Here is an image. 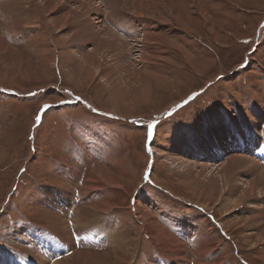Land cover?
<instances>
[{
    "label": "rangeland",
    "instance_id": "374dc122",
    "mask_svg": "<svg viewBox=\"0 0 264 264\" xmlns=\"http://www.w3.org/2000/svg\"><path fill=\"white\" fill-rule=\"evenodd\" d=\"M223 2L200 0L209 13L203 17L190 0H176L172 15L179 17L158 26L128 8L126 0H93L91 8L102 9L98 15H104L99 21L102 32L119 36L118 49L124 55L121 65L116 51L105 50L110 61L104 66L116 73L109 78L97 62L77 63L86 62L97 43L90 38L66 41L75 35L74 24H51V29L38 24L25 3L18 24L23 30L16 31L11 27L18 23L16 12L5 10L0 35L18 54L0 59V71L8 68L13 78L0 83L1 250L11 251L12 258L33 256L35 236L28 237L26 229L50 230L49 222L59 216L68 235L76 236L73 211H62L49 199L57 191L64 207L108 205L99 219L134 230L135 252L127 257L128 264L178 262L182 254L189 264H264V244L253 247L260 228L251 224L262 198L258 190L254 198L234 206L240 191L231 188L224 193L227 208L219 193L208 198L220 172L210 176V169H219L231 155H248L264 167V38L260 41L257 34L260 29L264 33V0H232L234 8ZM91 8L88 16L95 12ZM57 15L41 13L46 20ZM188 19L194 31L184 29ZM10 20L9 26L5 22ZM144 31L178 41L187 31L191 41L185 49L192 60L179 50L160 53V42L147 44L146 56L137 57L142 55L131 46L141 42L132 38ZM46 51V71L41 72L43 60L36 52ZM67 53L73 67L64 66ZM150 56L157 59L149 64ZM231 126L237 133L228 131ZM256 136L263 141L254 142ZM235 147L241 151L233 153ZM186 162L194 171L202 163L208 169L191 179ZM250 167L235 175L241 185L255 177ZM97 168L109 177L97 178ZM107 180L120 186L102 187L101 181ZM192 183L195 191L206 193L207 199L201 200L207 204L185 191ZM159 232L166 235L165 242L154 238ZM44 243L54 245L47 239ZM81 248L100 254L105 264H123L117 257L124 253L104 241ZM207 248L204 259L200 253ZM45 258L53 263L51 254Z\"/></svg>",
    "mask_w": 264,
    "mask_h": 264
},
{
    "label": "bare ground",
    "instance_id": "6f19581e",
    "mask_svg": "<svg viewBox=\"0 0 264 264\" xmlns=\"http://www.w3.org/2000/svg\"><path fill=\"white\" fill-rule=\"evenodd\" d=\"M5 1L6 0H0V25L4 24L3 17H4L5 10H9V12L10 11L16 12V15H17L18 23L15 26H11L13 30H16V31L23 30L21 26H18V24L20 23L19 21H21V17L25 16V12L27 10V8L22 10V5L24 6V4L27 3V5H29V7L32 8L34 12L36 13V22L38 24L43 23L47 25V27L50 29H51L50 27L51 24H54V25L56 24L60 26L74 24L76 28V31H75L76 36L72 35L66 41L72 42V40H75V38H77V40H81V39L87 40L88 38H90L94 40L95 43H97L96 45L97 47L90 52L91 54H88L86 57H84V60L86 62H77L78 64H87V63L95 64L97 62L98 66L100 67L102 65L104 66L105 64L107 65L108 63L107 61L109 59L107 60L106 58L105 50L106 51L109 50L110 53L112 51H116L117 52L116 56H117L119 63H122L121 65L125 64L121 62V60H123L124 55L118 49L120 45L119 44L120 39L118 40L119 36L110 31L107 33L102 32L103 26L101 25L99 26V24H101V22L99 21H101V18L104 15L103 16L102 14L101 16L98 15L100 14L99 11H101L102 9L93 10V8H91L90 5H94V4H91L93 0H78L80 1V3H78L80 5L78 7L76 6L77 8L71 7L72 3H74L75 0H34L35 4H31L30 0H12L7 3H5ZM190 1L192 2V4L196 6L195 10H199V12L202 13V14L200 13L201 16L203 17L209 16L208 9H205L201 5L200 0H190ZM231 1L232 0H224L222 4L227 5L228 7L234 8L233 5L230 4ZM126 4H127V7L133 9V11H135V13L138 16L142 18L146 16L145 18L148 17L158 23L159 22L163 24L169 23V22L172 23L179 17L178 14L175 16L172 15L175 12L174 9L176 6V0H126ZM89 6L92 9V11H95L91 13V16L95 15L93 19H91V16H88L89 14L88 10L90 9ZM99 6L100 8H102V6L100 5V2H99ZM216 7H217L216 5H212V9L214 11H217ZM41 13H49V14L57 13L58 15L51 20H46V18H43L41 16ZM82 14H85V15H82ZM10 22L12 21L10 20L5 23L9 25ZM190 22H191L190 19H188V21H184V24L186 25L184 26V29L194 31L193 26H191ZM160 23L158 24V26H160ZM95 24H98V26H96ZM173 24H176V23H173ZM205 27L209 28L208 23L207 24L205 23ZM140 30L143 31V29H140ZM209 30L212 31L210 28ZM185 32H184L185 35H182L179 41L163 37L155 32H150V31L149 32L144 31V33L142 34L137 33V35L133 36L132 39H134L133 40L134 42L135 41L141 42V45H137L133 43L131 46L132 47L131 51H133L134 53H137L138 55L140 53V55L142 56H137V57L144 58L146 56L147 44H153V43L158 44L160 42L159 44L164 45V46H160V51H159L160 53L167 52V51L168 53H172L171 50H179L184 57L192 60L191 54L185 49L186 43L190 42ZM261 32L262 30L260 29L259 32L257 33L258 39H261L262 36L264 35V33L263 32L261 33ZM88 35L90 37H88ZM260 41H262V39ZM36 53H37V56L42 57L43 64L41 62L39 65V68H41L40 70L41 72H44L46 70L42 67H44L45 65L44 60L47 61L45 56L48 55L49 52L46 51L41 54L38 52ZM160 53L157 54L156 56L158 58H163L161 57L162 55ZM17 54H18V50L15 49L13 45L6 44V42L3 41V38L0 35V59H2L5 56H10V55L16 56ZM65 58H66V61L64 59V66L73 67L74 61H73L72 55L70 53H67ZM54 59H55V55H54ZM131 59L134 60V57ZM156 59H157L156 57L150 56L149 64ZM147 63L148 62L146 61L144 62V64L146 65ZM100 71L103 72L107 78L112 77L114 74H116L114 70L112 71L111 68L107 69L105 66L101 68ZM9 72L10 71L8 68H6V72L4 73L0 71V83L3 81L2 79H5V78H9L10 82L13 81V78L9 77ZM3 75L5 77H2ZM157 80L159 79L157 78ZM134 95H135L134 100L136 101V103L137 102L139 103L140 101L137 100L138 99L137 95L135 93ZM118 108L119 107H117L116 109ZM228 129H229L228 130L229 132L237 133L233 126H231ZM214 134H216L214 130H211V137H213ZM236 140L237 138H234L233 142H235ZM253 141L261 143V141L263 140L259 138L258 136H256ZM238 147H235L234 149L232 148L233 153L241 151L237 149ZM247 156H240L238 154L234 156L231 155V158L229 161L223 162L221 163V165H219L220 167L219 169L217 168L218 166L210 165V168L212 166L215 167V168L212 167L210 169L211 170V172H209L210 176L212 173H218L216 171L220 170V172L218 173L219 179L217 180L214 178L213 182H216L217 184L219 183L218 185H221V187L216 185L215 192L212 195L208 196V198L215 195V193L217 192L220 194L221 200L225 201L224 193L229 191L231 188H233L234 190L239 189L240 193L239 195H237L238 197H235L233 201L234 206H239L241 205V203H243V201L249 199V197L251 198L255 196L258 190V193L260 196L262 195V198L258 200V208L256 209V213H257L256 216H254L253 218L251 217V221H252L251 224H255L256 226H258V228H260L259 230L260 234L259 235L257 234L255 237V241H253V245H254L253 247L255 246L257 247L259 245L264 244V208L260 206L264 204V167L261 164L260 166L252 158H249ZM187 165H188L187 167L190 168V170L188 169L189 170L188 172L191 175L190 176L191 179L195 178L196 175L204 174L205 169H208L207 165L202 163V164L195 165L196 166L195 171L197 170L195 172L194 170L191 169L192 163H187ZM197 166H198V169H197ZM246 166H251L250 167L251 172H252L251 174H254L255 177L247 181L246 184L241 185L239 181L238 182L236 181L235 175L236 176L238 175L237 177H239V173L237 174V172H240V170ZM103 172L105 173V171H103L102 169L97 168L96 170H94V175H96L97 178L109 177L108 174L105 175L106 173L102 175ZM244 172H245V175H247L249 171L245 170ZM101 182L105 184L102 187H111V186H116V185L120 186L119 182H115L113 180H107L106 182L104 181H101ZM228 184H231L230 187L228 186ZM195 187L196 186L192 183L184 189L187 193L189 194L191 193V195L194 198H196L198 202H200L201 199L202 200L207 199L206 193L199 189L195 191L194 190ZM49 199H51V202L53 204H59L60 205L59 207L62 211H66L67 213L69 211L71 212L73 211L72 220H74L75 222L74 226L76 229L74 230V232L76 236L72 238V236L70 237L68 235L66 221H62L61 216H59V218H56L52 222H49L50 223L49 227H52L51 229L55 227L58 228L57 229L58 234H56L54 231L56 228L53 230L51 229L49 230L48 228H46L45 230V229L33 228V227L26 229V232L29 235L28 237H30L31 235L35 236L34 240L31 242V246L34 251L33 256L25 257L24 255H20V256H15L12 258L11 253H10L11 251H8L7 249H4V250L0 249V264H105L100 254L94 253L91 250H86V249L81 248V246H84V247L90 246L93 241H104L105 243H108L110 246L122 251V253H124L125 256L117 257V259L121 260L123 264H128L127 257H130V255L134 254L135 252L136 244L133 238L134 230L132 229L133 230L132 231L127 225L117 227L114 222H111V221L107 222L106 218L99 219L100 215L106 214V212H108L107 210L110 209V207H107L108 205H97V206L93 205L94 207L93 206L87 207L86 205H85L86 207L85 206L81 207V205H79L80 207H64L65 205L64 201L61 200V195H59L57 191H53L51 194H49ZM49 199H48V202H49ZM202 200H201L202 204L206 203L205 201H202ZM224 203H225L224 207L226 208L229 207L228 202L225 201ZM137 204L139 208L142 206L141 203H137ZM139 210L140 209L136 210L137 211L136 213L139 215V217H141L140 213L142 212V209L141 211ZM45 231H48L49 233H45ZM23 237L26 238V235H24ZM154 238H156L158 242H165L164 240L167 237L164 233L159 232L154 235ZM46 239L48 240V242L51 241L54 243V245H52L51 248H50V245H48L47 243H44V240ZM208 248L206 250L202 249L203 252L200 253L201 257H203L204 259H206V256H207L205 251H207V253L209 252ZM62 250L63 252H65L64 255H61ZM209 250L211 251V249ZM47 253L52 255L53 263L50 260H49L50 262L46 260L45 257L47 256ZM179 259L180 260L178 262H169L168 260H165L164 263L161 261L158 264H189L190 263V262H186L187 260L184 254H182L181 257H179ZM200 264H207V263L203 262Z\"/></svg>",
    "mask_w": 264,
    "mask_h": 264
},
{
    "label": "crops",
    "instance_id": "0c3cea01",
    "mask_svg": "<svg viewBox=\"0 0 264 264\" xmlns=\"http://www.w3.org/2000/svg\"><path fill=\"white\" fill-rule=\"evenodd\" d=\"M262 33V32H261ZM263 38H264V35H263V37H262V40H263ZM190 41H191V39H189ZM209 134H210V136H211V131L209 132ZM196 142H201V140H196ZM66 193V192H65ZM77 196H78V192H77ZM81 198H82V196H81Z\"/></svg>",
    "mask_w": 264,
    "mask_h": 264
},
{
    "label": "snow or ice",
    "instance_id": "6c2138e0",
    "mask_svg": "<svg viewBox=\"0 0 264 264\" xmlns=\"http://www.w3.org/2000/svg\"><path fill=\"white\" fill-rule=\"evenodd\" d=\"M48 107V105H45V108H47ZM37 120L39 121L40 120V116L38 115L37 116ZM149 135H152V132L151 131H149Z\"/></svg>",
    "mask_w": 264,
    "mask_h": 264
}]
</instances>
